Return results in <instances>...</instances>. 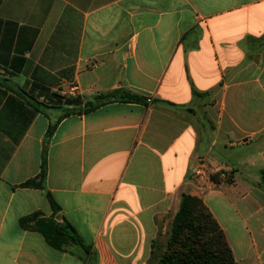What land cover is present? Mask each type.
<instances>
[{"label":"crops","instance_id":"1","mask_svg":"<svg viewBox=\"0 0 264 264\" xmlns=\"http://www.w3.org/2000/svg\"><path fill=\"white\" fill-rule=\"evenodd\" d=\"M116 90L147 102L54 103ZM45 155V190L21 187ZM262 170L264 0H0V264H159L184 194L238 263L264 264ZM37 213L31 225L69 224L90 254L23 228Z\"/></svg>","mask_w":264,"mask_h":264},{"label":"trees","instance_id":"2","mask_svg":"<svg viewBox=\"0 0 264 264\" xmlns=\"http://www.w3.org/2000/svg\"><path fill=\"white\" fill-rule=\"evenodd\" d=\"M205 94L195 92L196 97H203ZM59 98L54 103L57 105L65 104L68 106H81L83 103L74 98ZM123 102L146 103L147 99L131 93L127 90H116L108 94L96 96L94 100L87 101L84 110L81 113H90L107 104ZM53 103V102H51ZM41 104V103H40ZM42 105L47 106L46 103ZM82 107V106H81ZM74 109L67 110L65 115L74 114ZM57 124L51 125L48 136H51ZM48 174L47 157L43 158L42 171L38 177L22 184L23 188L45 190V180ZM221 173L214 174L210 180L219 185L222 183ZM262 183L264 184V170L261 172ZM231 184V182H230ZM48 200L54 212L60 211V206L55 202L50 192H47ZM37 213L22 220L23 228H28L40 233L48 244L55 249L61 250L66 243H72L82 247L87 255L91 248L86 246L83 239L77 231L69 224L42 226L40 223L31 225L34 220L40 217ZM159 264H240L235 260L233 250L229 244L228 238L215 218L214 214L204 203L196 196L184 194L181 199L179 210L174 217L170 238L167 242L165 252L160 258Z\"/></svg>","mask_w":264,"mask_h":264},{"label":"rangeland","instance_id":"3","mask_svg":"<svg viewBox=\"0 0 264 264\" xmlns=\"http://www.w3.org/2000/svg\"><path fill=\"white\" fill-rule=\"evenodd\" d=\"M80 102L83 103V101H81V99H80ZM83 105H84V103L81 105L82 107H78V108L74 109V113H81L82 110L85 109ZM200 121H201V124H206L205 119L202 118V120H201V118H200ZM200 170H201V168H200ZM203 171H204L203 176H197L199 179H206L207 180L208 178L210 179V177L212 175L217 174V173H221L220 178L222 179V183L230 184V182L231 183L233 182L232 179L234 178V175H233L232 171L220 170L218 172H215V173L212 172L209 174L208 171L206 172V169L204 167H203ZM239 177H240V183H239V185H240L239 190L240 191L243 190L242 188L246 185V183L256 182L255 178H252V174L249 175L250 179L245 178L241 175ZM178 209H179V206H178ZM176 214H174V215L171 214V215L166 216L164 218L165 223L162 224V229H161L159 237L161 238L162 247H164L165 249H166L167 242H168L170 235H171L172 223H173V220H174V217ZM46 220H47V226L57 225L54 218H47ZM164 233H165V235H164ZM232 238H234L233 235H232ZM238 240L239 239H237L236 241H238ZM165 249L162 251V254L165 252Z\"/></svg>","mask_w":264,"mask_h":264},{"label":"built area","instance_id":"4","mask_svg":"<svg viewBox=\"0 0 264 264\" xmlns=\"http://www.w3.org/2000/svg\"><path fill=\"white\" fill-rule=\"evenodd\" d=\"M204 174V171H203V168H201V170L199 169L196 173H195V176H203Z\"/></svg>","mask_w":264,"mask_h":264}]
</instances>
